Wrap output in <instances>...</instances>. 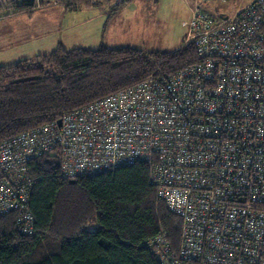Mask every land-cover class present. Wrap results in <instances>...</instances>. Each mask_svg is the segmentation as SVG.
<instances>
[{
    "label": "built area",
    "instance_id": "obj_1",
    "mask_svg": "<svg viewBox=\"0 0 264 264\" xmlns=\"http://www.w3.org/2000/svg\"><path fill=\"white\" fill-rule=\"evenodd\" d=\"M225 2L191 0L184 41L197 63L0 141V215L16 211L31 234L33 159L56 158L69 180L146 161L181 220L176 250L155 238L163 264H264V0L231 13Z\"/></svg>",
    "mask_w": 264,
    "mask_h": 264
},
{
    "label": "trees",
    "instance_id": "obj_2",
    "mask_svg": "<svg viewBox=\"0 0 264 264\" xmlns=\"http://www.w3.org/2000/svg\"><path fill=\"white\" fill-rule=\"evenodd\" d=\"M2 1L5 15H29L49 3L70 12L111 3L40 0L37 6L27 0ZM122 6L112 1L108 16ZM262 30L264 35V23ZM197 62L193 43L183 41L169 51L58 46L34 59L1 65L0 141ZM27 175L31 187L26 207L33 229L31 234L19 231L16 211L0 215V264H163L155 241L160 234L171 249L178 248L181 220L156 196L149 162L69 180L60 175L56 158L43 156L27 163ZM92 223L93 229L85 228Z\"/></svg>",
    "mask_w": 264,
    "mask_h": 264
},
{
    "label": "rangeland",
    "instance_id": "obj_3",
    "mask_svg": "<svg viewBox=\"0 0 264 264\" xmlns=\"http://www.w3.org/2000/svg\"><path fill=\"white\" fill-rule=\"evenodd\" d=\"M248 2L249 0H227L220 8L231 13L235 7L246 5ZM126 4L123 10L128 7L127 10L119 16L117 15L113 23H109L103 39L105 46L169 51L182 44L186 33L183 22L188 19L185 0H132ZM3 5L4 1L0 0V66L12 64L23 58L34 59L35 56H32L38 52V44L49 45L50 47L48 46L46 49L54 46L52 50L60 41L65 42L68 50H71L73 46H88L87 44L90 47L84 48L93 49L100 44L98 35H94L95 39L90 41V38L83 33V27L74 28L76 18L79 16H73L70 11L64 10L61 6L46 10L45 14L48 16L44 15V11L47 9L44 8L34 13V16L29 20H25L28 18L6 16L8 14L5 15ZM43 7H38L35 10ZM49 16L56 19L58 23L63 21L64 25L61 26L62 28L67 27V29L60 32L57 25H50ZM46 18L47 22L45 23ZM101 25L104 29V24ZM17 26L19 29L16 30ZM35 27L44 28L42 36L35 32ZM27 29H30L31 32H28ZM72 29H75L73 33ZM80 38L85 42V45L77 43L78 40H81ZM85 228L93 229L94 223Z\"/></svg>",
    "mask_w": 264,
    "mask_h": 264
},
{
    "label": "crops",
    "instance_id": "obj_4",
    "mask_svg": "<svg viewBox=\"0 0 264 264\" xmlns=\"http://www.w3.org/2000/svg\"><path fill=\"white\" fill-rule=\"evenodd\" d=\"M111 3H108L107 5H103V6H100V7H93V8H85V9H82V10H78V11H72L71 14L73 16H76L78 15L79 17L76 18V22L74 24H76L74 26V28H76L77 26H80V27H83L84 30H83V33L86 34V36L88 38H90V41H93V39H95V36L98 35V38L100 39V44H103V39L105 38V33L107 31V28H108V25H110L113 21L116 19L117 15L119 16L122 12H125L127 10H123V8L125 6H122L116 13L114 16H108V11L110 9V7L112 6V1L113 0H110ZM132 1V0H130ZM250 1V0H249ZM185 3H186V8H187V17L189 18L190 14H191V6H192V3H191V0H185ZM59 5L57 4H53V3H49L47 4L46 6H44L43 8H40V9H37V10H34L32 13H30L29 15H8V16H19V17H27L28 19H25V20H29L30 18H32L34 16V13H36L37 11L41 10V9H44V8H47L45 9L44 11V15L46 10H48L49 8H54V7H58ZM126 6H128V4H126ZM244 6V5H243ZM242 7V6H240ZM240 7H235V9L237 8H240ZM233 10V11H234ZM232 11V12H233ZM67 14V13H66ZM48 16V15H46ZM61 18V17H60ZM48 19H51L49 21L50 25H57V28L58 30H60V32L64 29H67V27L65 28H62L61 25H64L63 24V21L58 23L56 21V19H54L53 17L50 18V16L48 17ZM62 19V18H61ZM74 21V20H73ZM29 22V21H27ZM45 23L47 22V18L45 19L44 21ZM45 23H41V24H45ZM110 23V24H109ZM101 24H104V29L102 28V25ZM19 29V27L17 26L16 30ZM43 27H35V32L38 34V35H41L43 34ZM28 32H31L30 29H27ZM75 31V29H72V33ZM93 35V36H92ZM95 35V36H94ZM92 36V37H91ZM81 40H78L77 43H81V44H84L85 42L82 40V38H80ZM99 44V45H100ZM58 46H61L63 47L64 49H67V46H65V42H57L56 44ZM80 45V44H78ZM85 45V44H84ZM88 46H73L72 49L74 48H84V47H90L89 44H87ZM98 45V46H99ZM104 45V44H103ZM49 46V45H48ZM48 46H44V45H41V44H38L37 48H38V52L35 53L32 57L36 56V55H40V54H45V53H48L50 51H52V47L54 46H51V48L49 49H46ZM50 47V46H49ZM55 47V48H56ZM178 48V47H177ZM176 49V48H175ZM68 50V49H67ZM174 50V49H173ZM32 57H29V58H32ZM23 59H27V58H23ZM20 60V59H19Z\"/></svg>",
    "mask_w": 264,
    "mask_h": 264
},
{
    "label": "water",
    "instance_id": "obj_5",
    "mask_svg": "<svg viewBox=\"0 0 264 264\" xmlns=\"http://www.w3.org/2000/svg\"><path fill=\"white\" fill-rule=\"evenodd\" d=\"M58 123L60 122V120L57 121Z\"/></svg>",
    "mask_w": 264,
    "mask_h": 264
}]
</instances>
